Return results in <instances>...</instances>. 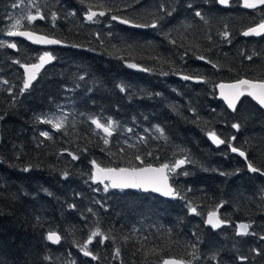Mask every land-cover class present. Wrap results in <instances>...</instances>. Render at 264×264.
Returning <instances> with one entry per match:
<instances>
[{
    "label": "trees",
    "instance_id": "1",
    "mask_svg": "<svg viewBox=\"0 0 264 264\" xmlns=\"http://www.w3.org/2000/svg\"><path fill=\"white\" fill-rule=\"evenodd\" d=\"M37 10L45 19L11 28ZM89 10L106 14L90 22ZM262 22L264 8L233 2L223 9L218 0H0V40L12 42L9 30L32 31L67 45L0 47V264H264V176L232 154L243 151L264 172V111L245 99L232 114L216 93L221 82L264 81V36L242 34ZM45 51L55 64L24 90L13 61L32 64ZM38 118H62L64 126L56 131ZM92 119L112 121V136ZM210 133L224 143L217 147ZM179 160L183 166L172 171ZM93 161L103 168L168 164L179 195L104 191L92 181ZM219 209L228 226L214 231L206 216ZM239 223L250 225L248 236H237ZM97 228L108 239L88 244L93 260L80 248ZM50 232L59 244L47 240Z\"/></svg>",
    "mask_w": 264,
    "mask_h": 264
},
{
    "label": "snow or ice",
    "instance_id": "2",
    "mask_svg": "<svg viewBox=\"0 0 264 264\" xmlns=\"http://www.w3.org/2000/svg\"><path fill=\"white\" fill-rule=\"evenodd\" d=\"M23 2V0H21ZM218 2L221 5L227 6L229 4V0H218ZM264 5V0H244L243 6L245 8H256L258 6ZM191 6V5H189ZM13 7H19L18 4L14 3ZM163 10V9H162ZM104 11H100L99 13L95 11L89 10V13L86 16V19L90 22H98L94 21V17L96 16H105ZM168 15H171V12L167 13ZM195 15L197 17H200L203 19L201 12L196 11ZM43 20L45 19L44 15H42L39 10H37L36 14L33 15L31 13H28L26 17H20L15 19V23L11 25L12 29L17 28V26L21 25L22 19H27L29 22L35 21L36 19ZM52 19H56L55 13L52 14ZM112 20H119V23L121 24H130L132 27H141L142 25L135 24L130 22L129 20L122 19L117 17L116 15L111 16ZM152 28H156L157 24L153 22L151 25H149ZM2 34V33H0ZM244 36L249 35H262L264 34V23L259 24L258 27L250 28L248 31H244L242 33ZM8 36H23L29 40H31L33 43L36 44H59L61 43L59 40L56 39H49L44 36H35L33 35L32 31H13L9 30L7 32ZM225 37H227V33H224ZM7 44V47L9 48H16L15 42H5L3 40H0V47H3ZM54 59L53 55L49 52H44L43 55L39 56V62L38 63H32L30 66L25 65L23 63H20L19 60L13 61L14 63H19L21 68H24L25 73H27V80L23 84V89L26 90L30 87V84L33 80L36 79L37 73L43 66L52 61ZM197 59H205L204 57H197ZM248 59H252L251 56L248 57ZM208 62V61H206ZM129 67H137L134 64L128 65ZM214 68L217 67L215 64L212 65ZM185 80L190 79L188 76L182 77ZM4 83H7V81H4ZM218 88L220 90V98L227 104L228 108L232 109L233 111H237V105L238 103H242L241 98L242 97H251L252 100L256 101V103L261 107L264 108V81L260 82H254L248 79H239L234 83H220L218 85ZM23 91V90H22ZM121 91H124L123 88H121ZM41 123H47L51 124L52 128L56 131H59L64 126V119L57 118L55 121L51 118H38ZM92 123L96 125L98 129H102L103 132L107 136H112V127L113 122L107 121L105 124L101 123L97 119H92ZM232 127L239 130L240 125L238 123L232 124ZM158 132L161 133V136H163V131L160 128L156 129ZM131 131V129H129ZM40 135L45 137L46 139H51V136L49 135L48 131H41ZM210 139L212 141L219 145L223 144L224 141L217 138L215 133L209 134ZM235 139V137H233ZM104 143L108 144V139H104ZM233 152H237L238 149L233 147ZM69 155H72V153H69ZM240 156H245V153L243 151L239 152ZM72 158L75 160L77 157L75 155L72 156ZM137 160L140 159L139 156L136 157ZM93 166L96 169V175L95 180L101 184H103L105 181H109L108 185H105L104 191L108 190V187H111L113 189H137V190H143L145 192L151 190L152 192H159L161 195L164 196H178L179 194L174 192L171 186L168 184V177L165 174V170L169 169L168 164H163L159 168H153L150 165L143 168H101L98 165H96L95 161L92 162ZM184 163L183 160H179L175 163L174 167L171 169L172 171L175 170V168L180 167ZM248 169L251 172H257L260 171L258 168L254 167L252 163L248 164ZM25 171H28L29 169H24ZM187 174V173H185ZM262 175H264V172H261ZM67 177V174H65V178ZM190 211L192 213H196V208H191ZM208 223L212 225L213 228H216L220 225L221 221L216 218L215 212L209 213L208 215ZM240 231L237 233V235H248V229L250 225L248 224H240L239 226ZM102 236V233L99 228H97L95 231L91 233V235L88 237L87 242L80 248V251L83 253L84 256H91L93 260H95L97 257L92 254L91 251L88 250V244H91L94 237ZM107 236H102V239L98 241V243H103L105 240H107ZM261 239H264V236L261 237ZM47 240L58 244L60 243L61 237L57 235L55 232H50L47 235ZM117 256H119V250H117ZM246 259L244 257L241 258ZM163 264H185V261L183 260H165Z\"/></svg>",
    "mask_w": 264,
    "mask_h": 264
},
{
    "label": "water",
    "instance_id": "3",
    "mask_svg": "<svg viewBox=\"0 0 264 264\" xmlns=\"http://www.w3.org/2000/svg\"><path fill=\"white\" fill-rule=\"evenodd\" d=\"M233 1H240L241 2V5H242V7L244 8V9H247V10H250V11H255V10H259V9H261V8H263L264 7V5H261V6H258V7H256V8H245L244 6H243V3H244V0H229V4L227 5V6H225V5H221L219 2H218V4H219V6L221 7V8H223V9H229V7H230V4L233 2ZM97 13H99V12H97ZM87 16V15H86ZM86 16H85V18H86ZM98 17H104V16H96V17H94V19H96V18H98ZM87 20V19H86ZM116 22L117 23H119V20H116ZM264 23V22H263ZM121 24V23H120ZM123 26H126V27H129V28H132V29H140V27H132L130 24H122ZM259 25H257V26H255V27H258ZM253 28V27H252ZM249 30V29H248ZM247 30V31H248ZM33 35H35V36H44V35H40V34H38V33H35V32H33ZM262 36H264V34H262V35H259V36H257V35H249V36H244L243 35V37H245V38H260V37H262ZM7 37L9 38V39H11V40H13V41H22V42H25V43H27V44H29V45H31V46H33V47H36V48H39V49H44V50H51V49H53V48H66L67 47V45L66 44H64V43H59V44H36V43H33L31 40H29V39H27V38H25V37H23V36H8L7 35ZM44 37H46V38H49V39H53V38H50V37H47V36H44ZM12 51H14V52H17L18 51V47H17V45H16V48L15 49H13V48H10ZM50 53V52H49ZM52 54V53H51ZM54 57V56H53ZM39 62V60L37 61V62H35V63H38ZM55 64V58L52 60V61H50V62H48V63H46L44 66H43V68H41L40 70H39V72L37 73V76H36V79L35 80H33L32 82H31V84H30V87L28 88V89H26V90H30L31 89V87H32V85L37 81V79H38V77L49 67V66H51V65H54ZM130 64H134V63H127L125 66H126V68L128 69V70H130V71H132V72H147L146 70H144L143 68H141L140 66H138V65H136V64H134V65H136L137 67H129L128 65H130ZM25 65H31V64H25ZM21 70H22V73H23V76H24V82L27 80V73H25V71H24V68H21ZM183 77V76H182ZM182 77H180L179 79L180 80H185V79H183ZM249 80V79H248ZM251 81H253V80H251ZM191 82L192 83H194V84H202V83H204V80H201V79H191ZM236 82V81H235ZM254 82H260V81H254ZM221 83H234V82H221ZM220 84V83H219ZM218 84V85H219ZM218 85L216 86V93H217V99H218V101L220 102V103H222L232 114H235V112L236 111H233L232 109H230V108H228V106H227V104L220 98V90H219V88H218ZM245 99H249V100H251L252 102H254L261 110H263L264 111V108H261L257 103H256V101H254V100H252L251 99V97H247V96H245V97H242L241 98V101H243V100H245ZM240 104L241 103H238V105H237V108L240 106ZM217 145V144H216ZM220 146V144L219 145H217V147H219ZM239 152H240V150H238L237 152H233L232 151V154L233 155H236L237 157H239L244 163H246L247 165L249 164V162H248V158H247V155L245 154V156H240L239 155ZM96 165H98L97 163H96ZM99 166V165H98ZM183 165H181L180 167H178L177 169H179V168H181ZM99 167H101V166H99ZM151 167H153V168H159V167H156V166H151ZM101 168H103V167H101ZM143 168V167H142ZM251 172V171H250ZM251 173H253V174H256V173H260L261 174V172H259V171H257V172H251ZM165 174L167 175V177H168V184H169V186H171L172 187V189L174 190V192H176V190H175V188L172 186V183H171V180H170V176H169V171H168V169H166L165 170ZM95 175H96V169H95V167L92 165V181H93V183L94 184H96V185H100V186H102V187H105V185H108L109 184V181H105L103 184H101V183H99V182H97L96 180H95ZM262 175V174H261ZM264 176V175H263ZM110 189H112V190H118V191H139V192H142V193H144V194H152V195H155V196H157V197H160V198H162V199H165V200H171V199H173L174 197L173 196H164V195H161L159 192H152L151 190H149V191H147V192H145V191H143V190H137V189H124V190H121V189H113V188H111V187H109ZM219 211H220V209L218 210V211H214L215 212V214H216V218L217 219H219L220 221H221V223H220V225L218 226V227H216V228H213L212 227V225L211 224H209L208 223V215L206 216V221H205V223H206V226L208 227V228H210V229H212V230H214V231H218V230H221V229H223L224 227H226V226H228V224H226V223H224L223 221H222V219L220 218V214H219ZM192 213V212H191ZM211 213H213V212H211ZM192 214H195V213H192ZM240 224H242V223H239V224H236V231H237V233L240 231V229H239V225ZM243 224H247V223H243ZM248 232L250 233V227H249V229H248ZM58 235V234H57ZM249 235V234H248ZM248 235H244V236H242V235H237V236H240V237H246V236H248ZM61 241V240H60ZM52 243V242H51ZM52 244H54V243H52ZM59 244V243H58ZM168 260H172V259H168ZM175 260H177V259H175ZM185 264H187V263H185Z\"/></svg>",
    "mask_w": 264,
    "mask_h": 264
},
{
    "label": "bare ground",
    "instance_id": "4",
    "mask_svg": "<svg viewBox=\"0 0 264 264\" xmlns=\"http://www.w3.org/2000/svg\"><path fill=\"white\" fill-rule=\"evenodd\" d=\"M120 24V23H119Z\"/></svg>",
    "mask_w": 264,
    "mask_h": 264
}]
</instances>
